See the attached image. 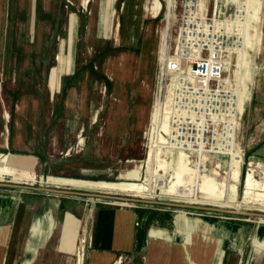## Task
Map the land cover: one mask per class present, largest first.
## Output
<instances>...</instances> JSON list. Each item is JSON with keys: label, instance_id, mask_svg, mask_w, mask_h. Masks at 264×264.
<instances>
[{"label": "rangeland", "instance_id": "obj_1", "mask_svg": "<svg viewBox=\"0 0 264 264\" xmlns=\"http://www.w3.org/2000/svg\"><path fill=\"white\" fill-rule=\"evenodd\" d=\"M236 1L233 2L240 7L245 1L246 17L239 19L241 23L227 20L226 24L222 22L217 26L232 28L237 24L238 31L241 30L244 36L243 47L238 48L240 52L236 51L240 53L239 58L237 53L230 59L234 66L228 73L239 94L252 0H239L243 1L241 5ZM161 2V14L147 19L142 0H91L88 7L78 1L65 0L59 19L42 20L47 25L40 35L37 34L38 22L28 17L30 4L26 0L17 4L22 11L20 17L0 18V133L6 124L5 111L10 115L7 133L10 144L5 145L4 141V146L8 147H0V154L31 157L38 177L33 186L46 185L44 179L49 176L119 182L127 180L124 175L136 169L141 170L138 182H145L149 151L146 133L156 100L164 95V87H160L159 81L163 72L160 57H174L169 32L163 40L160 36L166 26L167 9V1ZM189 2L196 3L195 0H176L181 6V17L173 21L174 31L180 28L184 8ZM214 3L215 0H207L210 11ZM240 24L243 27L240 28ZM236 57L240 64L237 81L233 74ZM260 62L264 65L262 56ZM39 80H42L40 85L36 84ZM254 99L255 90L252 105ZM50 112H54L53 117L47 121ZM93 113H96L95 121H92ZM18 126H21L19 130ZM55 134L57 138L53 141ZM20 135L27 145L23 150H20L21 145H14V140L19 142L17 137ZM80 137L84 139L83 144ZM243 149L246 157L247 152ZM246 162L252 164L251 169L258 170L257 166L264 169V162ZM244 168L243 173L247 164ZM11 179L6 176L2 181L11 182ZM258 179L264 181L263 176ZM58 187L131 196L112 191ZM97 202H106L107 205H101L104 207L120 208L111 201ZM180 211L189 214V218L207 219L197 216L202 212ZM217 216L219 220H210L213 223H235L237 228L251 230L250 241L245 247L247 256L257 250L256 239L264 240V223H259L258 219ZM213 234L228 237L240 247L249 237V232L244 229L233 234L231 227L224 223L215 225ZM83 253L81 249L76 251V261L83 257ZM82 264H85L84 259Z\"/></svg>", "mask_w": 264, "mask_h": 264}, {"label": "bare ground", "instance_id": "obj_2", "mask_svg": "<svg viewBox=\"0 0 264 264\" xmlns=\"http://www.w3.org/2000/svg\"><path fill=\"white\" fill-rule=\"evenodd\" d=\"M79 1L82 6L88 7L91 0ZM166 1L167 9L164 20L166 26L162 29L160 36L163 40V38H165L164 35L169 32L168 34L171 36L170 39L172 43V48L170 45V50L172 49L174 57H176L180 42V28L178 27V29L174 31L172 25L174 20H178L181 17V6L177 5L176 0ZM215 1L220 11L224 8L231 11L233 3L235 4V2H233L234 0ZM242 2H239L240 5ZM197 4L198 8L204 11L207 7V0H199ZM243 4L245 5V1ZM244 5H242V7H244ZM141 6L144 11V17L147 19L157 18L163 11L161 0H142ZM249 11L250 15L248 16L249 20L245 37L246 50L243 62L241 63L242 74L239 82L240 120L238 136L243 129L246 112L252 102L253 91L256 86L261 84L264 80V65L261 64L262 61L260 62V56H262L264 62V0H252ZM236 51L239 50L237 49ZM239 54L240 53H238V56L236 55L238 58ZM237 57L235 58V69L233 70L236 81V75L239 71L237 67L240 65H238ZM164 58L160 57V64L163 72L159 80L160 87H164V95L163 97L160 96L162 98L158 96L156 100V106L151 115V125L146 133L149 137V151L146 160L145 182H138L141 178V170L136 169L124 175L127 180L119 182L90 181L49 176L44 179L46 181L45 184L54 187H74L90 191H112L121 194H129L131 195L130 197L133 198H143L147 200H171L183 204L264 213V181H259V179L255 177L257 172L253 169L244 170L245 173H243V168L247 162L246 159H244L245 151L238 141V138V148L227 153L202 151L199 148H186L171 141L173 138L171 110L175 77L174 74L165 72L164 68L170 59ZM231 66L233 67L234 63L232 64L231 62ZM184 67L187 68V72H190L192 69L185 63ZM229 85L231 84L229 83ZM4 119L9 122L10 115L8 111L5 112ZM95 120L96 113H93L92 121ZM5 131L8 133V126H6ZM80 143H84L83 137H80ZM7 144L8 141L6 140L5 145ZM6 176L11 177L13 182L30 186L36 184L38 179L35 164L31 161V157L9 153L0 154V181L4 180ZM112 205L119 206L120 208L133 206L129 203H113ZM57 208V201H45L41 209H38L34 215L25 239L27 243V248L24 250L26 253L24 260L25 264L33 263L36 257L37 246L45 248L53 236L56 227L55 216ZM188 216L185 211H181L176 217V222L178 229L187 233V252L191 254L193 252L190 246L195 244L197 237L206 236L207 233L213 234L214 227L207 230L200 221L201 219L189 218ZM258 222L264 223V220L258 219ZM163 234L164 231L155 229L151 232L152 237L162 236ZM218 237L220 238L218 257L222 258V264L226 259L227 246L234 252L232 255L238 257L241 255L243 247L238 246L236 241L232 243L228 237ZM224 241L226 242L225 244ZM255 246L264 251V240L256 239ZM51 261L52 260L49 259L50 263L53 262ZM76 264H82L81 257L76 261Z\"/></svg>", "mask_w": 264, "mask_h": 264}, {"label": "crops", "instance_id": "obj_3", "mask_svg": "<svg viewBox=\"0 0 264 264\" xmlns=\"http://www.w3.org/2000/svg\"><path fill=\"white\" fill-rule=\"evenodd\" d=\"M22 1L24 0H0V18L20 17L22 11L17 4ZM26 1L30 4L28 17L38 22V35L43 33L42 29L47 25L42 20L59 19L65 2V0ZM38 83L40 85L42 80L36 81V84ZM53 113L47 115V121L52 120ZM8 123L6 121L4 131L0 133V147L4 148L10 144L5 131L6 126L9 128ZM20 128L21 126H18V130ZM56 138L55 134L53 141ZM237 138L247 152L246 160L264 162V84L262 83L255 88L253 105L251 103L246 112L243 129L239 136L237 134ZM6 140L8 146H4ZM17 140L19 142L14 140V145H21L20 150L27 147L21 135ZM98 200L0 188V264H25L26 235L34 215L45 201L58 202L56 227L45 248L36 245L35 261L31 264H75L76 251L79 249L84 252L82 259L85 260V264H222V258L218 257L220 238L215 234L207 233L206 236L197 237L195 244L190 246L193 253L187 252V233L180 231L176 222L180 210L146 205L112 208L101 206L107 203L97 202ZM217 215L219 214L202 212L197 216L207 218L205 220L198 218L207 230L218 223H224L231 227L233 234L240 229L249 232V237L243 246L244 251L242 250L239 257L232 255L234 252L229 246L226 247V259L223 264H264L263 250L256 248L257 250L248 256L245 251L247 242L251 238V230L237 228L235 223L230 222L213 223L210 219L219 220ZM154 229L164 231V234L152 237L151 232ZM49 259L53 262L50 263Z\"/></svg>", "mask_w": 264, "mask_h": 264}, {"label": "built area", "instance_id": "obj_4", "mask_svg": "<svg viewBox=\"0 0 264 264\" xmlns=\"http://www.w3.org/2000/svg\"><path fill=\"white\" fill-rule=\"evenodd\" d=\"M195 1L184 8L179 51L164 68L175 77L171 141L186 148L227 153L238 148L240 120L239 94L228 76L230 59L243 47L244 36L237 24L231 30L217 25L243 20L246 10L233 3L231 11H220L214 3L211 11L207 7L203 11ZM184 63L192 68L190 72ZM247 166L252 168L249 162ZM256 169L255 177H264V169Z\"/></svg>", "mask_w": 264, "mask_h": 264}, {"label": "water", "instance_id": "obj_5", "mask_svg": "<svg viewBox=\"0 0 264 264\" xmlns=\"http://www.w3.org/2000/svg\"><path fill=\"white\" fill-rule=\"evenodd\" d=\"M0 188L5 189H14V190H30L35 192H41L46 194H53L58 196H76V197H83L88 199H99V200H106L111 201L113 203H129L132 205H146V206H158V207H166L175 210H190V211H199V212H208V213H216L221 215H228L233 217H246V218H254V219H263L264 220V213L262 212H250V211H243L238 209H226V208H218V207H211V206H198V205H191V204H183L177 202H169V201H162V200H147L143 198H133V197H125V196H113L95 192H87V191H76L66 188H59V187H51L48 184L40 186H33V185H25L19 184L16 182H4L0 181Z\"/></svg>", "mask_w": 264, "mask_h": 264}]
</instances>
